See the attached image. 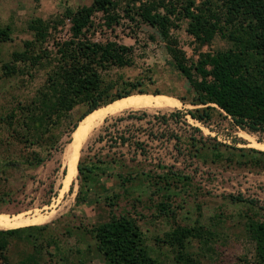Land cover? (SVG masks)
Wrapping results in <instances>:
<instances>
[{
  "label": "rangeland",
  "instance_id": "1",
  "mask_svg": "<svg viewBox=\"0 0 264 264\" xmlns=\"http://www.w3.org/2000/svg\"><path fill=\"white\" fill-rule=\"evenodd\" d=\"M126 1L115 0L118 23L106 27L103 14L97 12L85 32L91 41L133 48L134 64L109 69L102 74L103 80L140 81L131 95L171 97L179 104L164 110H125L107 117L85 140L77 159V163L80 158L84 163L99 159L103 165L94 171L92 182H85L78 177L76 163L75 191L71 187L61 193L60 181L66 173L63 151L71 134H63L60 143H65L60 145V151L50 152L42 164L32 166L26 163L30 152L39 151L41 156L45 152L28 147L23 129H11L2 121L17 103L34 97L47 70H33L30 76H7L3 66L12 64V54L21 52L24 41L32 38L30 21H49L43 46L53 52L55 42L70 38L65 10L89 6L91 0H0V28H8L11 37V41L0 42V214L32 217L55 211L43 223L20 227H32L21 234L27 243L11 238L6 255L12 263L23 254H33L40 264H110L97 252L89 232L108 221L110 213L117 216L135 210L147 252L159 264H173V256L165 244L155 239L162 238L174 223L189 225L196 220L214 233L206 246L197 240L190 242L187 250L195 255L198 264H251L252 245L244 234L243 223L251 212L264 222V171L251 167L247 159L257 156V151L264 152L254 146V142L264 144L260 141L264 134L235 127L213 105L217 111L211 114L210 121L200 123L190 118L188 110L203 107L191 104L193 91L175 70L159 32L125 16L122 8ZM185 28V21H179L171 34L188 65L197 60L200 52L228 46L218 36L209 44L199 45ZM120 88L115 87L113 92L117 94ZM82 111L81 107L75 110L69 121L73 122ZM200 135L205 144L195 153L187 140ZM169 174L187 176L189 183L155 192L146 181L150 176ZM125 177L130 180L122 185ZM229 196L252 201L253 206L236 204ZM160 203L171 213L167 218H153Z\"/></svg>",
  "mask_w": 264,
  "mask_h": 264
},
{
  "label": "trees",
  "instance_id": "2",
  "mask_svg": "<svg viewBox=\"0 0 264 264\" xmlns=\"http://www.w3.org/2000/svg\"><path fill=\"white\" fill-rule=\"evenodd\" d=\"M117 8L115 0H91L89 6L65 10L70 38L55 42L53 52L43 46L49 21L39 18L30 21L28 29L32 38L24 41L21 52L12 54V64L3 66L7 76H30L33 70H47L43 85L34 97L22 104L17 103L2 119L11 129H23L28 147L35 146L45 152V156H41L39 151H31L27 164H42L50 152L60 151V145L65 143H60L63 134L69 136L81 119L106 104L130 96L141 83L123 79L105 82L102 74L109 69L134 64L133 48L110 41L94 42L85 36L97 12L103 14L106 27L118 23ZM122 9L129 21H139L159 32L175 70L193 91L191 104L203 107L188 110L190 118L206 123L217 108L231 119L235 127L248 133L264 134V0H127ZM179 21H185L186 33L199 45L209 44L218 36L228 44L227 48L200 52L197 60L188 65L184 52L171 34V29L178 28ZM7 41H11L8 28H0V42ZM119 86L122 90L116 94L113 90ZM80 107L83 111L70 122L71 114ZM204 140L200 135L188 138L187 142L197 153L204 147ZM260 141L264 143V140ZM217 151L216 155L220 157ZM256 153L257 156L248 158L247 162L264 171V152ZM102 165L99 159L84 163L80 158L78 177L81 181L88 182L89 179L92 182L94 171ZM122 179V185L130 180L127 177ZM189 180L180 174L146 179L155 192L186 186ZM229 199L236 204L253 206L252 201L239 196H229ZM156 210L153 218H167L171 214L163 203L156 206ZM133 212L124 211L117 216L110 213L108 221L90 230L96 250L110 264H159L148 254ZM31 228L0 230V264H40L33 254H23L15 263L6 255L10 239L27 243V238L21 234ZM243 228L252 245L251 264H264V222L257 213L251 212L245 215ZM213 236L214 233L196 220L189 225L174 223L162 238L155 241L170 249L173 264H198L195 255L187 250L190 242L197 240L206 246Z\"/></svg>",
  "mask_w": 264,
  "mask_h": 264
},
{
  "label": "bare ground",
  "instance_id": "3",
  "mask_svg": "<svg viewBox=\"0 0 264 264\" xmlns=\"http://www.w3.org/2000/svg\"><path fill=\"white\" fill-rule=\"evenodd\" d=\"M178 103L177 100L172 99L171 97L164 96H153V95H130L118 99L112 103L102 106L90 114H88L81 123H79L76 130L73 132L72 136L77 142V148L74 149V152H66V173L63 175L60 181L59 190L61 193L70 190L73 188L75 191V176H76V163L78 159V150L80 146L85 142V140L91 136V134L97 129L101 123L110 116L116 115L125 110H164L167 108L175 107ZM169 110V109H168ZM87 132L89 135H87ZM81 143V145H79ZM253 143V142H252ZM257 148L264 150V144L254 142ZM71 188V190H72ZM74 196V195H73ZM64 204V203H63ZM60 206V205H59ZM55 211H51L47 215L35 214L32 217H23L20 214L9 216L7 214H0V229L8 230L24 227L29 224H40L47 219H50ZM31 226V225H30Z\"/></svg>",
  "mask_w": 264,
  "mask_h": 264
},
{
  "label": "water",
  "instance_id": "4",
  "mask_svg": "<svg viewBox=\"0 0 264 264\" xmlns=\"http://www.w3.org/2000/svg\"><path fill=\"white\" fill-rule=\"evenodd\" d=\"M87 116V115H86ZM85 116V117H86ZM84 117V118H85ZM83 118V119H84ZM83 119H81L79 122H78V125H79V123H81L82 122V120ZM78 125H77V127H78ZM76 127V128H77ZM76 128L73 130V132L76 130ZM73 132L71 133V136H70V140H69V142L67 143V145H66V147H65V149H64V151H63V157H65V153L66 152H74V149H76L77 148V142L74 140V138H73V136H72V134H73ZM90 133V132H89ZM89 133L87 132V135H89ZM84 143V142H83ZM79 145H81V143L79 144ZM83 145V144H82ZM82 145L80 146V148H79V150H78V154H79V152H80V150H81V148H82ZM66 161V160H65Z\"/></svg>",
  "mask_w": 264,
  "mask_h": 264
}]
</instances>
